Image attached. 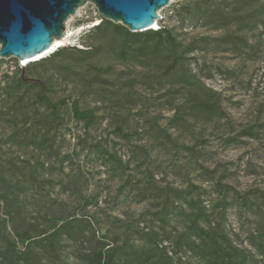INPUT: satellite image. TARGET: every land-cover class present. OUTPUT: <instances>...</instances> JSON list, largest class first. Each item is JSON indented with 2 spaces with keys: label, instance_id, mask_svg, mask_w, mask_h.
Masks as SVG:
<instances>
[{
  "label": "rangeland",
  "instance_id": "374dc122",
  "mask_svg": "<svg viewBox=\"0 0 264 264\" xmlns=\"http://www.w3.org/2000/svg\"><path fill=\"white\" fill-rule=\"evenodd\" d=\"M231 1L158 10L178 53L195 45L169 73L167 44L140 49L142 37L95 30L101 15L80 6L66 21L67 49L28 63L27 78L65 99L55 111L37 86L17 83L22 60L0 58V264H91L99 248L116 264H224L218 244L264 264V27L207 23ZM248 7L262 11L264 0ZM72 101L93 122L75 118ZM63 221L52 247L47 235Z\"/></svg>",
  "mask_w": 264,
  "mask_h": 264
},
{
  "label": "water",
  "instance_id": "95a60500",
  "mask_svg": "<svg viewBox=\"0 0 264 264\" xmlns=\"http://www.w3.org/2000/svg\"><path fill=\"white\" fill-rule=\"evenodd\" d=\"M170 0H0V58L28 60L62 37L68 18L86 3L131 32L152 29ZM53 49V48H52ZM51 49V50H52Z\"/></svg>",
  "mask_w": 264,
  "mask_h": 264
},
{
  "label": "trees",
  "instance_id": "16d2710c",
  "mask_svg": "<svg viewBox=\"0 0 264 264\" xmlns=\"http://www.w3.org/2000/svg\"><path fill=\"white\" fill-rule=\"evenodd\" d=\"M203 4H207L208 0H196ZM246 0H232V3L229 4H220L215 6L214 8L208 10L206 20L207 23L213 24L214 28H221L226 26L230 20H234L239 27L249 26L248 24H256L260 23L264 27V10L260 11L256 7H248L242 8L244 2ZM233 4L235 7L233 9H229L228 6ZM99 22L94 26V29H100L103 25L111 26L114 31L121 32L124 35V40L131 39L134 41L135 39L142 37V43L139 46L140 49L150 48L156 49L159 48L162 44H167L169 48V53L171 56L170 63L165 67V73H169L177 68L178 65H181L183 62V53H186L192 48H195L194 44H190L187 49H183L180 53L177 52V47L179 46V42L176 41V38L171 34L169 29H166L164 26H160L157 29H147L144 32H131L126 27L121 25L120 23H113L110 20H107L103 17H99ZM237 37L228 36L227 39L229 42L235 43V39ZM150 42V43H149ZM67 48L65 46L57 47L53 52H51L48 56L44 57V59H53L56 56L60 55ZM81 50V49H80ZM85 50V49H82ZM42 59V58H41ZM29 63V62H28ZM26 63L23 66H17V83L23 85L25 87L37 86V98L40 102H42L47 108L55 111L59 106L65 103V99H59L57 101L52 102L50 98L42 91V85L40 82L31 80L26 77V74L29 71L30 66ZM199 109L205 113L213 112L214 105L201 101L199 103ZM73 116L79 120H84L86 124H90L94 120V114L90 109H80L77 104V101H72L71 103ZM66 221L61 222L59 225H55L53 227L52 232L47 235L49 239L48 243L53 244L55 242V238L60 237L63 232H66ZM197 230L200 231V234L203 236L204 231L202 228L197 227ZM25 232V231H24ZM41 235L44 232L40 233ZM31 238L30 234L20 235L21 241H28ZM45 235L42 238L35 242L45 241ZM217 243H219L217 241ZM53 247V245H52ZM216 258H221L222 261H225L224 264H244L238 258L233 259L232 255L228 252H225L221 246L218 244L217 248H215ZM88 257V262L91 264H116V260L114 259V254L112 252L104 251L102 248L94 249L91 252V255ZM224 256H226L224 258ZM23 264H41V260H37L35 258L31 259L28 263L22 259ZM161 264V263H154Z\"/></svg>",
  "mask_w": 264,
  "mask_h": 264
},
{
  "label": "bare ground",
  "instance_id": "6f19581e",
  "mask_svg": "<svg viewBox=\"0 0 264 264\" xmlns=\"http://www.w3.org/2000/svg\"><path fill=\"white\" fill-rule=\"evenodd\" d=\"M155 26H158L157 23H156V21H155L153 27H155ZM65 30H66V31H64V33H63V35H62L61 38H59V39H54V40H53V42L51 43V47H50L49 50H47V51L44 52L43 54H40V55H37V56L31 58V59H28V60H22V61L25 62V63H28V62H31V61H35V60H37V59H40V58H42V57L48 55V53H50V51H51L52 48H54V47L57 48V47H59V46H61V45H64V44L66 43V41H67V40L71 37V35H72V33H69L68 29H65ZM56 48H55V49H56Z\"/></svg>",
  "mask_w": 264,
  "mask_h": 264
},
{
  "label": "built area",
  "instance_id": "2783aa9c",
  "mask_svg": "<svg viewBox=\"0 0 264 264\" xmlns=\"http://www.w3.org/2000/svg\"><path fill=\"white\" fill-rule=\"evenodd\" d=\"M158 27V26H157Z\"/></svg>",
  "mask_w": 264,
  "mask_h": 264
}]
</instances>
